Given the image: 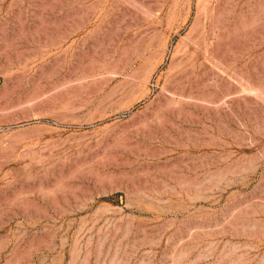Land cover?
Returning <instances> with one entry per match:
<instances>
[{"label":"rangeland","instance_id":"1","mask_svg":"<svg viewBox=\"0 0 264 264\" xmlns=\"http://www.w3.org/2000/svg\"><path fill=\"white\" fill-rule=\"evenodd\" d=\"M0 264H264V0H0Z\"/></svg>","mask_w":264,"mask_h":264},{"label":"bare ground","instance_id":"2","mask_svg":"<svg viewBox=\"0 0 264 264\" xmlns=\"http://www.w3.org/2000/svg\"><path fill=\"white\" fill-rule=\"evenodd\" d=\"M162 106V105H161ZM161 106H159V107H161ZM170 106V105H169ZM165 108V107H164ZM169 108V107H168ZM157 111V110H156ZM176 111V110H175ZM167 110H165V109H160V110H158L157 112H156V114H155V112H154V114H155V116H154V118H152L150 115V117L152 118V119H150L149 117H146V118H149V119H147L146 120V122H145V128L147 129H149L151 126H152V124H154V120L156 121V118H159V119H162L164 116L166 117L167 116ZM152 115V114H151ZM144 118H145V116H144ZM170 118V117H169ZM142 119V118H141ZM143 121V120H142ZM164 121V120H163ZM162 121V122H163ZM139 122V121H138ZM158 122V121H157ZM172 122V121H171ZM140 123V122H139ZM173 123V122H172ZM155 125H157V123L155 124ZM133 127V126H132ZM137 127V126H136ZM144 127V126H143ZM163 127V126H162ZM135 128V127H134ZM136 129V128H135ZM126 131V130H125ZM154 131H156V130H154ZM146 132V131H145Z\"/></svg>","mask_w":264,"mask_h":264}]
</instances>
